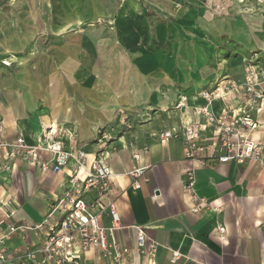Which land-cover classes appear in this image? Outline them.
I'll return each instance as SVG.
<instances>
[{
    "label": "crops",
    "instance_id": "crops-1",
    "mask_svg": "<svg viewBox=\"0 0 264 264\" xmlns=\"http://www.w3.org/2000/svg\"><path fill=\"white\" fill-rule=\"evenodd\" d=\"M3 9H0L2 137L7 142L23 137L28 145L36 146L45 127L62 125L76 133L74 140L65 135L59 137L64 150H84L89 165L101 149L100 133L111 134L106 146L114 173L112 197L121 218L116 238L131 250L128 264H147L138 251V228L145 230L149 244H158L157 264H264V164L190 163L182 137L168 142L159 138L160 133L171 128L181 131L183 121L195 117L194 111L206 104L196 96L199 91L213 88L220 75L241 80L245 69H228L225 63L215 68L212 63L216 56L207 59L204 56L195 69L185 71V81H180L176 68L163 62L159 49L148 50L150 31L143 28L148 22L147 11L132 0H60L57 16L48 28L37 7L32 8L29 17L23 12L15 17L12 12H1ZM90 18L115 21L116 28L123 31L116 40L134 52L132 66L123 61L121 53L115 57L121 59L114 62L112 52L104 51L108 41L100 39L105 33L102 29L79 33V27ZM46 29L55 34L54 43L53 39L47 45L43 42L48 39L40 35ZM128 32H131L128 38L122 37ZM5 61L10 65H4ZM256 66L264 69L262 62ZM99 74L104 75L101 81L97 78ZM195 85L201 90L188 96V108H175L179 97ZM229 98L215 100L210 111L220 113L227 106L237 109L243 105L242 94ZM122 110L127 114L120 118ZM176 111L178 118L166 128L163 125L166 113ZM254 117L260 127L252 138L264 144V111ZM211 135V129L203 131L202 141H210ZM135 168L145 169L139 190L131 185L129 175ZM191 168L196 173L195 195L209 203L199 214L192 213L198 202L184 188L185 172ZM72 169L73 161L54 173L43 172L21 160L11 171L0 170V200L7 205L0 209V236L8 231L10 223L43 221L63 193ZM85 175L84 169L80 177ZM94 197L89 194L87 199ZM11 211L15 215L6 220ZM100 223L109 226L111 219L105 216ZM217 223L226 228L224 239L216 230ZM23 237L22 233L13 235L6 247L12 251L23 248L26 244ZM37 241L30 234L29 242ZM82 263L112 264V261L101 251L92 250Z\"/></svg>",
    "mask_w": 264,
    "mask_h": 264
},
{
    "label": "built area",
    "instance_id": "built-area-1",
    "mask_svg": "<svg viewBox=\"0 0 264 264\" xmlns=\"http://www.w3.org/2000/svg\"><path fill=\"white\" fill-rule=\"evenodd\" d=\"M3 63L10 65L7 61ZM237 94L244 96L241 107L233 109L227 106L220 113L210 111L209 107L215 100L227 101ZM196 96L206 104L194 111V118L183 121L181 131L172 128L160 133L161 142L182 137L187 149L186 159L190 163L243 165L247 161H254L263 165L264 144L253 140L252 134L260 127L254 115L264 111V69L256 64L247 66L241 80L220 75L213 88L202 89ZM188 101L187 96H180L175 108L187 109ZM202 119L205 123H202ZM208 129L212 131L210 141L203 142L201 133ZM62 135L72 140L76 138L75 131L54 123L44 128L38 145L30 146L23 137L7 142L2 137L0 127V170L11 171L22 160L43 172L59 173L70 161L74 162V169L69 173L63 193L54 201L43 221L31 224L10 223L8 231L0 236V264H83L84 256L92 250L101 251L112 264H128L131 250L116 238V232L121 228V218L112 197L114 173L109 162L111 154L106 146L111 140V134L105 131L100 133L101 149L89 165L84 150H64L59 140ZM134 157L138 159V155ZM84 169L86 175L80 177ZM144 174L145 169L142 168L130 172L131 185L135 189L142 188ZM195 182V169H188L185 172L184 188L187 193H192L193 201L198 202L191 210L192 213L199 214L209 203L195 195ZM89 194L95 197L87 199ZM6 206L0 200V209ZM14 215L15 212L11 211L6 215V220ZM105 216L111 219L109 226L100 223ZM216 230L224 239L225 226L217 223ZM17 233L23 234L26 244L21 249L9 250L6 242ZM30 234L38 241L29 242ZM137 244L144 261L157 264L158 244H149L143 228H138ZM177 257L175 253L174 258Z\"/></svg>",
    "mask_w": 264,
    "mask_h": 264
},
{
    "label": "rangeland",
    "instance_id": "rangeland-1",
    "mask_svg": "<svg viewBox=\"0 0 264 264\" xmlns=\"http://www.w3.org/2000/svg\"><path fill=\"white\" fill-rule=\"evenodd\" d=\"M58 1L60 0H12L10 7L1 12H12L15 17H20L19 13L23 12L29 17L32 8L37 7L45 28H48L57 16ZM132 1L147 11L148 22L143 28L150 31L148 50L152 52L159 49L163 62L167 61L176 68V77L180 81H185L187 69H195L201 60L211 55L216 56L212 63L215 68L221 67L223 63L228 69L237 67L238 70L259 62L264 64V0ZM101 29L105 33L100 39L108 41L103 47L104 51L112 52L114 62L121 59L115 58L121 53L123 61L132 66L134 52H130L125 43L116 40L123 31L116 28L112 18L95 21L90 18L78 30L83 35L87 30L97 32ZM128 33L122 37L128 38L131 32ZM40 36L48 39L43 41L46 45L51 43L49 40L53 39V43L55 42V34L48 29ZM243 54L245 56L241 59V64H238ZM110 55L109 53L108 56ZM98 77L101 81L104 75L99 74ZM199 90L201 88L195 85L185 92V96L196 94ZM146 110L147 108L143 111ZM126 114L127 111L122 110L119 117ZM178 115V111L166 113L163 125L168 128ZM125 119L127 122V118Z\"/></svg>",
    "mask_w": 264,
    "mask_h": 264
},
{
    "label": "trees",
    "instance_id": "trees-1",
    "mask_svg": "<svg viewBox=\"0 0 264 264\" xmlns=\"http://www.w3.org/2000/svg\"><path fill=\"white\" fill-rule=\"evenodd\" d=\"M12 0H0V9H3L5 7H9Z\"/></svg>",
    "mask_w": 264,
    "mask_h": 264
},
{
    "label": "bare ground",
    "instance_id": "bare-ground-1",
    "mask_svg": "<svg viewBox=\"0 0 264 264\" xmlns=\"http://www.w3.org/2000/svg\"><path fill=\"white\" fill-rule=\"evenodd\" d=\"M69 9V8H68ZM57 10V9H56ZM170 12V11H169ZM135 13V12H134ZM133 13V15H131L132 16V18H136V15ZM84 21V20H83ZM78 37V36H77ZM19 59V58H18Z\"/></svg>",
    "mask_w": 264,
    "mask_h": 264
}]
</instances>
